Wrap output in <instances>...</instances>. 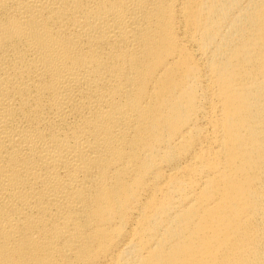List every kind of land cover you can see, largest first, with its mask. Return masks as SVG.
Segmentation results:
<instances>
[{
	"label": "bare ground",
	"instance_id": "obj_1",
	"mask_svg": "<svg viewBox=\"0 0 264 264\" xmlns=\"http://www.w3.org/2000/svg\"><path fill=\"white\" fill-rule=\"evenodd\" d=\"M0 264H264V0H0Z\"/></svg>",
	"mask_w": 264,
	"mask_h": 264
}]
</instances>
